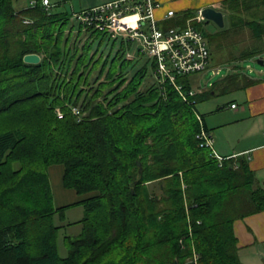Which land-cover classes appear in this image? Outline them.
I'll list each match as a JSON object with an SVG mask.
<instances>
[{"label": "trees", "instance_id": "16d2710c", "mask_svg": "<svg viewBox=\"0 0 264 264\" xmlns=\"http://www.w3.org/2000/svg\"><path fill=\"white\" fill-rule=\"evenodd\" d=\"M34 2L0 0V264H186L193 253L196 264H242L233 223L264 211V185L246 159L219 161L201 147L197 105L256 80L235 66L204 89L193 74L161 81L137 42ZM227 2L229 26L211 43L235 28V14L259 13L244 21L254 47L226 59L257 60L264 0ZM211 47L209 62L221 51ZM27 54L40 62L25 63ZM52 165L63 166L65 188L93 193L78 203L81 230L64 237V256L68 206L54 205Z\"/></svg>", "mask_w": 264, "mask_h": 264}, {"label": "crops", "instance_id": "0c3cea01", "mask_svg": "<svg viewBox=\"0 0 264 264\" xmlns=\"http://www.w3.org/2000/svg\"><path fill=\"white\" fill-rule=\"evenodd\" d=\"M119 0H101L98 5H90L75 10L79 13L97 6ZM159 4L155 10L158 27L183 29L202 9L212 7L222 12L228 0H154ZM54 3L55 8H60ZM168 11H174L173 18H166ZM191 13L189 17L186 14ZM223 16H224V12ZM193 23V22H192ZM191 23V24H192ZM203 24V23H201ZM195 26V25H194ZM252 78L256 82L244 89L225 96H216L200 103V110L209 137L213 141L214 152L225 159H246L258 183L264 185V74ZM235 107L232 108L231 105ZM53 202L56 208L78 206L80 202L93 196L78 195L63 185L62 165H52L47 169ZM233 232L236 237L238 256L242 264H264V211L235 220ZM186 264H196L189 258Z\"/></svg>", "mask_w": 264, "mask_h": 264}, {"label": "built area", "instance_id": "2783aa9c", "mask_svg": "<svg viewBox=\"0 0 264 264\" xmlns=\"http://www.w3.org/2000/svg\"><path fill=\"white\" fill-rule=\"evenodd\" d=\"M45 9L51 7V0H41ZM34 0L30 5H34ZM159 4L154 0H119L106 3L79 13L72 14V21L81 22L89 28L107 33L112 38L122 37L125 40L137 42L142 51L156 61V72L159 79H168L175 82L176 76H186L206 71L210 50L208 42L203 33L198 30L192 22L204 23L205 19L201 12L190 21L185 28L169 29L163 31L158 27L155 10ZM136 15L135 23L124 21L127 17ZM174 11H168L166 18H173ZM213 73L218 74L219 69ZM177 91L182 94L181 85H175ZM195 91L189 92L192 96ZM235 107L234 104L231 105ZM73 113L78 115L77 109ZM58 116L60 111L57 110ZM200 119V118H199ZM198 138L201 140V147L208 148L219 161L223 158L213 150V141L208 132L201 130ZM191 260L197 263V255L193 253Z\"/></svg>", "mask_w": 264, "mask_h": 264}, {"label": "rangeland", "instance_id": "374dc122", "mask_svg": "<svg viewBox=\"0 0 264 264\" xmlns=\"http://www.w3.org/2000/svg\"><path fill=\"white\" fill-rule=\"evenodd\" d=\"M33 0H21V6L28 5ZM58 3L57 5L60 6V8L52 7L51 10L53 13L56 12H70V7L72 6L75 10H80L81 8L85 6H94L98 5V3L101 2V0H51V3ZM17 6V5H16ZM17 8V7H16ZM235 11V10H233ZM257 12L260 11V9L256 10ZM235 20L232 23L233 18H231V23L235 25V28L230 31L229 34H226L224 37L217 39L216 45L215 40L213 39V34H215L218 30V27L211 21L203 23L201 25H197L196 22H193L192 24L197 27V29L204 34L206 32L205 38L208 41V44L212 46V51H220L218 59L211 58L208 67L206 71L195 73L191 76L192 81L194 82V88L196 90L198 89H204L208 87L209 84L218 81L225 75H227L235 66H241V69L247 74L250 78H255L257 76L263 77L264 74V67L257 64L256 60H226L229 57L240 55V52L247 51L250 48H253L255 45V42H253L252 36L250 34V31L248 28L244 25V21L253 20L255 18L262 17L259 13L252 15L251 12H239L235 14ZM241 17V20L239 18ZM224 23L225 26H229L228 17L227 14L224 13ZM70 22H68V28L70 27ZM75 25V24H74ZM224 26V27H225ZM75 29H77V26L75 25ZM95 46V45H94ZM100 50H103L104 54L108 53V48H105V45L102 44L100 46ZM113 54V52H112ZM139 57V56H138ZM264 60V53L260 56ZM259 57V58H260ZM138 59V58H136ZM145 58L142 60H139V64H141V61L143 62ZM219 69V73L215 74L213 73L215 70ZM148 79L152 80L154 77L152 76V71L149 68L148 73ZM163 81V80H162ZM165 81V80H164ZM172 83V82H171ZM175 83V82H174ZM173 83V84H174ZM200 87V88H199ZM176 89V88H175ZM177 90V89H176ZM200 104L198 105V108L200 110ZM84 216L83 207L81 205L65 208L63 211V219L60 220L61 225L70 224L69 226L64 227L60 233L57 240L58 243V250L60 255L64 256L67 250L64 237H76L81 230V225L79 223H76L80 221ZM56 224H59V221H55Z\"/></svg>", "mask_w": 264, "mask_h": 264}, {"label": "water", "instance_id": "95a60500", "mask_svg": "<svg viewBox=\"0 0 264 264\" xmlns=\"http://www.w3.org/2000/svg\"><path fill=\"white\" fill-rule=\"evenodd\" d=\"M200 12L205 21L213 22L220 29L224 28V16L221 11H218L212 7H208L202 9ZM23 60L28 64H38L40 62V56L37 54H27L24 56ZM256 62L258 65L264 67V60L262 58H258ZM138 165H140L139 162Z\"/></svg>", "mask_w": 264, "mask_h": 264}, {"label": "bare ground", "instance_id": "6f19581e", "mask_svg": "<svg viewBox=\"0 0 264 264\" xmlns=\"http://www.w3.org/2000/svg\"><path fill=\"white\" fill-rule=\"evenodd\" d=\"M135 20H136V15L124 19V21H126L127 23H135Z\"/></svg>", "mask_w": 264, "mask_h": 264}]
</instances>
